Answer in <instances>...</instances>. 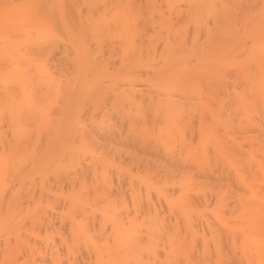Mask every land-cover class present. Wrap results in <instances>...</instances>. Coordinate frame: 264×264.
I'll use <instances>...</instances> for the list:
<instances>
[{
  "label": "bare ground",
  "instance_id": "obj_1",
  "mask_svg": "<svg viewBox=\"0 0 264 264\" xmlns=\"http://www.w3.org/2000/svg\"><path fill=\"white\" fill-rule=\"evenodd\" d=\"M159 1L57 0L59 15L49 14L50 17L52 16L55 27L64 30L67 41L52 43L53 41L49 40L35 46L27 45L25 51H22L23 54L7 39L11 33L9 32L12 28L11 25L6 28L9 24L6 26L3 20L1 22L6 31L5 33L2 30L5 40L3 43L0 41V55L4 56L3 60L15 53L21 56L31 54L43 56L50 71L48 69L49 73L44 71L45 76L47 75L44 79L39 77L35 80L37 83L36 93L38 96L41 93V99L44 100L50 96L55 97L54 101L57 102L55 116H58L53 117L55 120L51 118L54 120H52L54 124L51 126L53 128L50 129L52 131L47 134L50 135L46 137L47 140L45 138L46 142L42 141L41 143L40 141L39 143L43 144V147H38L39 144L36 146V140L39 142V138L36 137L33 141L29 127L27 126L28 128L25 130L22 124L20 126L23 131L26 132L28 129L30 136H28V132L25 133L22 129L20 132L12 125V128L17 131L12 130L9 138L4 137L0 141L1 151L7 144L8 149H6L11 153L10 159L8 158V161L5 159V163H3V173L8 176V179L5 180V186L0 187V222L2 221V224L4 222L7 226L11 224L15 230L18 225L17 221L22 224L21 218L26 219V217H21L19 220L18 215L15 217V219L18 217V220L15 221V211L17 213V209L21 210V207L31 204L30 201H33L32 206L36 207L34 211H32L34 208L31 205H27L28 208H31V214L33 213L32 216L29 213L30 223H27V220L29 222L28 216L26 220L24 219L29 228H33L31 232L34 230L32 226H36L40 230L41 228L48 230L55 224L56 227L62 225L65 227L64 229L69 230V236L66 235L65 240L62 235L67 230L64 231L63 228H60L64 234L59 228L49 230L57 231V233L50 232L54 234V237L55 234H58L57 238L61 233V239L63 237L64 241H61L60 238H53V234L49 232L50 235H46L50 238L46 237L45 240V230L43 229L42 232H44H41L44 235L43 238L40 233H31L30 238L35 235L38 236V238L36 237L38 241L42 238L38 244L43 245L42 250H45L46 253L39 250L42 253L39 257H42L43 261L39 260L41 263H38V259H36L34 260L37 261L36 264H178L179 257L184 256L182 252L185 248L183 246L187 247L186 241H184L185 237L191 235L192 237L188 238L190 240L193 238L191 241L193 242L192 232L195 233L194 231L197 230L195 224L199 226L201 221L207 223L202 218L199 220L196 215L192 219V215L188 213L189 208L202 199L205 205L211 204L210 207L214 206L216 211L219 210L216 215L219 222H223V224L226 222L222 221L223 217L226 218L224 215L227 212L230 215L235 213L237 208L242 216H248L245 219L251 227L248 225L247 230L250 232L247 234H252L253 237H247V234L242 235L246 236L248 241L251 239L252 242L254 239L255 248L253 247L254 250L250 249V241L247 242L249 245L244 243L249 248L243 247L252 250L253 253L255 251V253L251 257L252 252L246 250L250 252V256H248L251 259L245 262V259L242 258L243 260L240 259L237 264H264V112L247 115L249 116H245L247 119L244 117L249 121L242 128V136L239 129L228 130L230 126L238 125L240 122L236 107L243 97H248L249 103L253 105L258 101L264 103V50H257L254 46L261 27L264 29V18L262 19L263 15L260 18H254V14L252 16L254 9L256 11L257 8H260L257 7L259 3H261V8L264 7V0H218V2H213L214 0L206 2L203 0H181L176 4L165 0L166 9ZM230 8L241 13L245 18V21L242 22L243 30L248 31V35H253L251 48L253 47L254 52L251 62L246 63L251 71L242 77H239V72L232 76L231 71L224 73L222 70V48L226 41L229 43L233 40V38L229 39L231 37L224 36V31L221 30L222 22L225 21L223 19L229 15ZM204 15L206 17L204 23L197 21V18L200 19ZM58 19L60 20L58 21ZM235 31L234 35L233 31L231 35L235 36L237 33ZM41 65L40 63V68ZM5 69H7L5 63L0 65V71ZM27 72H24L25 77H27ZM30 73L32 72L30 71L28 74ZM37 75L35 74V76ZM27 78L31 81L29 75ZM239 86L243 88L244 95L243 92L237 90ZM20 90L21 88L14 84L0 87V109H8L6 112L9 122L18 120V115L12 110L10 111V108L13 103L12 98H15L21 92ZM105 120L109 123L106 124ZM103 121H105V125L100 123ZM49 122L51 124V121ZM0 123L2 124L1 118ZM50 130L47 129L45 132ZM242 139L255 140L254 145L259 156L255 160V164L245 161L244 164L243 161L239 164L240 156V159L233 160L235 163L231 160L232 158L236 159L241 151L243 153V146L246 142L243 144ZM28 149H30L29 152H33L30 161L22 162V158L20 163L18 159L13 158L19 153L24 156L27 152L28 155ZM39 149L41 150L39 151ZM228 155H233L229 157L230 161L243 166V168L236 167L233 163L230 165V161H228L230 163L228 165ZM234 156L237 157L234 158ZM53 157L57 158L55 159L58 164V166L54 164L53 167L60 169L62 166L59 167L60 161L68 159V162L72 161L73 163L69 165L71 169L67 172L63 169L64 175H62L63 171L56 170L60 174L54 172L55 175L51 173V176L48 169L53 168L49 166V163L53 164L51 161ZM200 157H203L206 162V166L204 165L206 168L204 167L205 169L202 171L199 167ZM16 161L18 164H15ZM243 170L248 172L249 177L247 175L242 177ZM1 172L2 170H0V181ZM194 175L201 177L208 185H206L208 191L206 190L207 193L203 192L202 198L198 194L192 195L188 190V177ZM51 178L52 184L59 182L62 185L65 183L70 192L62 194L65 186L62 187L63 189L61 188L62 193L58 192L55 187L60 185L56 184L53 185H56L52 187L53 190L50 189L51 182L49 181L51 180L49 179ZM87 180L92 185L91 195L85 198L80 197V202L78 201L79 197L74 200L75 194L79 196L81 192V194L85 192V189L78 191V194L75 192L77 183L81 185L86 182L84 185H87ZM252 184L262 186L263 190L258 196L253 190L252 196L254 197L248 199L246 192L252 188ZM78 188L80 190L81 186ZM227 188H231L236 195V198L233 197L235 198L233 201L226 196ZM54 190L60 194H54ZM6 191L10 193L9 196L6 195ZM36 191H39L38 195L35 194ZM48 191L51 192L50 195L53 194L51 197L55 195L57 199L56 202L48 201L47 195V201L53 202L52 206L45 202L46 197L44 198V196ZM89 193L85 194L89 195ZM61 194L62 196H60ZM36 195L41 199L35 198ZM57 196L60 198L59 201ZM61 197L64 199L66 197L67 204L61 203ZM42 198L45 200H43L45 205L42 204ZM86 198H93L92 203L97 208L93 206L92 210L87 205L90 208L87 209L86 204L89 199L86 201ZM36 199L38 201H35ZM83 199L85 205L81 203ZM35 202L39 207H43L38 208ZM39 203L41 204L39 205ZM118 203L121 204V207L115 210ZM75 206L77 207L75 208ZM98 208L99 210H94ZM93 211L98 213L94 212L89 216V212ZM25 214L26 212L23 215L25 216ZM216 215H213L214 218ZM204 223L203 225L207 226L209 231L211 228L213 231L217 229L216 235L215 232L208 231L209 237H214V241L217 242L216 236L219 237L221 234L218 232L222 223L217 224L221 225L219 228L214 226L215 222L210 223V229L208 228L209 222L208 225ZM99 225L101 229L99 228L98 231L95 226L98 228ZM211 225L217 228L211 227ZM17 228L19 229V227ZM87 228L90 230L88 233H86L88 230H85ZM23 229H21V233ZM225 229L227 230V228ZM229 229L228 227V232ZM96 230L100 233L95 232ZM29 232H24V237L28 234L30 236ZM93 232L98 233L97 237L92 234V238H96L94 240L89 238ZM186 232H188V236H186ZM228 232L225 233L226 238ZM231 232L228 237L234 235ZM212 233L215 236H211ZM20 234L18 233V235ZM202 234L204 235V238L201 237L204 239L201 244L203 247L206 245L204 242L208 241L204 230ZM2 237L4 238L1 241L4 239V244L7 242V245L3 246V252L0 251V253L2 252L1 255L5 257L4 259H10V261L7 259V262L12 264L10 262L13 255L11 256L9 251L23 250L26 248L23 246H27V244L25 245L23 242L20 244L21 239L19 240V236H17L19 243L15 246L24 245L22 249L18 248L14 251L12 249L15 248L11 249L10 247L13 242L17 243V240H14L9 247V236L7 239L6 236ZM24 237L22 240L28 236ZM220 237L218 239H221ZM234 237L230 238V240L232 239L230 244L235 241ZM12 238L14 239V237ZM210 238V245L214 249L216 246L214 254L218 253L216 244L219 242V245L221 240L214 243ZM227 239L229 241V238ZM84 240L87 241L84 242L85 244H83ZM23 241L25 242V240ZM32 242L33 240L31 244ZM2 244L3 241L0 244L1 250ZM31 244L30 253L26 254L24 264H27L26 258L30 259L32 248L36 246ZM244 244L242 243V245ZM229 245L227 248L230 247ZM221 246L219 245V248ZM233 246L236 244H231L232 248L230 247V249H233ZM237 246L240 247V243ZM202 247L198 246V250L201 256L204 254L203 263L208 261L209 256L212 261L213 256L217 258L214 260L215 264L223 263H219V259L223 257L221 254L216 253L220 257L219 259L216 254L212 256L207 254L206 258L205 253L212 250L209 251L205 247L202 249ZM239 247L235 252H239ZM29 249L26 251L29 252ZM206 249L208 252H205ZM20 250L17 252L21 253ZM190 250L186 251L190 252ZM224 250L226 249L224 248ZM221 251L220 253H223ZM226 251L224 252L226 253ZM35 252L37 253V250ZM189 252L187 255H190L191 258L185 261L184 256L183 264H188L187 262L194 258H192L193 251H191L192 254ZM85 253L90 260L91 258L95 259V261L92 259L94 263L86 262L87 259L85 261V258H88L83 255ZM195 253V257L198 258ZM225 253L223 254L225 255ZM230 253L229 255H232ZM23 254L24 252L14 255L13 260H18V257ZM32 254L34 253L32 252ZM238 254L236 255L238 256ZM241 254L245 256L243 252ZM24 256H21L22 259ZM240 256L238 258H241ZM3 257L0 258L3 260ZM229 257V261L231 258L233 261V257L234 262L238 259L234 254L231 258ZM79 258H81L80 262ZM196 260H192V264L194 262L198 264L201 259L197 262ZM30 261L32 263L31 259L28 262ZM1 262L3 263V261ZM4 263L6 264V261ZM15 263L18 264V261ZM211 263L213 264V262Z\"/></svg>",
  "mask_w": 264,
  "mask_h": 264
},
{
  "label": "rangeland",
  "instance_id": "obj_2",
  "mask_svg": "<svg viewBox=\"0 0 264 264\" xmlns=\"http://www.w3.org/2000/svg\"><path fill=\"white\" fill-rule=\"evenodd\" d=\"M156 2H158L159 0H155ZM163 3H161V2ZM159 2L163 5V8L164 9H166V5H164L165 3V0H160ZM170 1H172V3L173 4H176V2L177 1H179V2H181V0H170ZM204 2H206L207 0H203ZM218 2V0H214L213 2ZM212 2V1H211ZM161 5V6H162ZM257 7H260V8H257L256 9V11H255V9H254V11H253V13H252V16H253V14H254V18H260V17H262V15H263V17H262V19L264 18V7H262L261 8V3H259L258 4V6ZM0 8H2V9H0V41L3 43V41L5 40V35H4V32H2V30L3 31H5V27H4V25H5V23H6V26H7V24H9L8 25V27H6V28H9V26L11 25V30H9V32H11V33H9V35H8V32H7V35H8V37H7V39H9L10 41H9V43L10 44H13V46L14 47H16V48H19L20 49V52L22 53V51H25V48H27V45H32V46H35V45H37V44H41V43H45L46 41H49V40H51V41H53L52 43H59V42H64V41H67L66 40V33L64 32V30L62 29V28H57V27H55V25H54V23H53V21H52V16L50 17V14L51 13H54V15H56V16H58L59 14V9H57V0H0ZM256 8V7H255ZM50 13V14H49ZM53 15V16H54ZM155 16V15H154ZM156 17V16H155ZM206 17H205V15L204 16H201L200 17V19L199 18H197V21H199V22H203L204 23V20H206L205 19ZM2 20H3V23H4V25L2 26L1 24V22H2ZM60 19H58V21H59ZM223 20H225L224 22H222V32H223V34H224V36H226V37H231V38H229V39H232L233 38V40H232V42H227L226 41V43H225V45L223 46V48H222V54H223V63H222V70H223V72L225 73V72H230L231 71V75L232 76H235L236 75V73L237 72H239V77H242L243 75L245 76V75H248L249 73H250V71H251V69H250V67L249 66H246V63L247 62H251V56H252V53L254 52V50H253V47L251 48V46H252V38H253V35H248L247 34V32H245L244 30H243V28H242V22H244L245 21V18L241 15V13H239L236 9L234 10L233 8H230L229 9V15H226V17L223 19ZM261 20V19H260ZM263 21H264V19H263ZM261 26H263V25H261ZM264 27V26H263ZM2 28V29H1ZM237 29V30H236ZM233 31V35H234V31L235 32H237L236 34H235V36H233V35H231V32ZM262 30V31H261ZM261 30H260V34L256 37V40H257V42H256V44L254 45V46H256V49L257 50H264V29H262V27H261ZM231 31V32H230ZM262 32V33H261ZM5 33H6V31H5ZM235 38V39H234ZM228 44V45H227ZM21 47V48H20ZM252 49V50H251ZM23 54V53H22ZM221 54V55H222ZM37 56H39V57H37ZM228 56H230V57H228ZM227 57V58H226ZM230 58V59H229ZM4 59V56H1L0 55V65H2V64H4L5 63V65H6V68L7 69H5L4 71H0V87L2 88V87H4V86H6V85H10V84H14V85H16V86H18V87H20L21 88V92H19V94L15 97V98H12V100H13V103L11 104V108H10V111L12 110V112L13 113H16L17 115H18V120H16L15 122H13V121H11L12 122V124H11V122H9V117H8V113L6 112V111H8V109H3V108H1L0 109V118H1V122H2V124L0 123V125H2L1 127H0V141H1V139H3L4 137H6V138H9V136H10V133H12V130H15V131H17V130H19L20 132H21V129H22V127H23V129H25L26 130V128H28V129H30V131L27 129V131L25 132V131H23V129H22V131L23 132H25V133H27L28 131L30 132V135H32L31 137H32V140L34 139V138H39V142L36 140V146H37V144H39L40 143V141H41V143H42V141H44V142H46L45 141V138L47 137V136H49V135H47L48 133H50L52 130H50V129H52L53 127H51V126H53L52 124H54L53 123V121L55 120V118L58 116H55V114H57L56 113V109H57V102L56 101H54V99H55V97H52V96H50V97H48L46 100H44L43 98L41 99V96H40V92H38V93H40L39 94V96H38V94L36 93L37 91H36V87H37V83H36V81L35 80H37V78L39 79V77H40V79H44V77H46L45 76V74L46 73H49L48 72V66L46 65V61H44L43 60V56H40V55H34V54H31V55H25V56H21L20 54H12L11 56H8V57H6V59L5 60H3ZM45 62V63H44ZM40 63L42 64L41 66L42 67H45V65H46V67L45 68H40ZM43 64H45V65H43ZM61 64V63H60ZM59 65V64H58ZM62 65V64H61ZM60 65V66H61ZM63 66V65H62ZM62 66H61V68H62ZM58 67V66H57ZM64 67V66H63ZM40 69H42V70H40ZM48 69V70H47ZM46 70V73H44V71ZM28 71V72H27ZM32 72V73H30V74H28L29 72ZM40 71V72H39ZM42 71H43V74H42ZM50 71V70H49ZM24 72H27V77H28V75H29V77L31 78V81L29 80V78H27V77H25L24 76ZM39 73H40V75H39ZM31 74H33V75H31ZM35 74H38L37 76H35ZM58 74V73H57ZM57 74H55L56 76H57ZM34 78H33V77ZM36 77V78H35ZM63 78V77H62ZM32 80H34L33 82H32ZM42 83V82H41ZM39 84V83H38ZM238 91H240V92H243L242 94L244 95V90H243V88L241 87V86H239V88L237 89ZM37 94V95H36ZM42 100V101H41ZM255 105H253V104H250L249 103V99H248V97H243L242 99H241V101H240V103L237 105V107H236V111H237V116L238 117H240V122H239V124L238 125H233V126H230L229 128H228V130H230V131H232V130H237V129H239V131H240V134H241V136L243 135V132H242V128L245 126V125H247V122L249 121V119L248 120H245V116H247V115H250V114H257V113H262V112H264V103H263V101H258V103H254ZM4 116V117H3ZM55 116V118H53ZM245 117V118H244ZM247 117H249V116H247ZM8 118V119H7ZM20 118V119H19ZM30 120L29 122H28V119ZM32 118V119H31ZM51 118H53V119H51ZM247 119V118H246ZM53 120V121H52ZM8 121V122H7ZM20 121V122H19ZM24 122V124H23V122ZM49 121H51V124H50V122ZM106 121V120H105ZM105 121H103V123L102 122H100L101 124H103V125H105L104 124V122ZM4 123V124H3ZM8 123V124H7ZM10 123V124H9ZM106 124H108L109 122L108 121H106L105 122ZM22 124V127L20 126ZM50 124V125H49ZM12 125H13V127H15V128H12ZM30 125V126H29ZM28 126V127H27ZM51 127V128H50ZM47 129L48 130H50V131H48V132H45V131H47ZM245 129V128H244ZM227 130V131H228ZM29 132H28V136H30L29 135ZM238 133V132H237ZM30 137V138H31ZM46 140H47V138H46ZM33 141H35V140H33ZM32 141V142H33ZM38 142V143H37ZM242 142H243V144H244V146H243V153H241L240 152V154L238 155V157L237 156H234V158H236V159H231L232 161L233 160H237V159H240V157H241V161L240 160H238V161H240L239 162V164H241L242 163V161H243V164L246 162H248V163H253V164H255V160H257L258 158H259V156H258V152H257V150H256V148H255V140H252V141H248V140H245V139H242ZM35 143V142H34ZM7 145V144H6ZM5 145V148H4V150H2L1 151V149H0V170H2V172H1V174H2V176H1V181H0V187L2 188V187H4L5 186V183H6V181L5 180H7L8 179V176L6 175V174H4L3 173V169H4V165H3V163H5V161L11 156V153H9V151L7 150L8 149V146H6ZM40 145V144H39ZM38 145V147H40L41 148V146L43 147V144L42 145H40L39 146ZM202 146V145H201ZM38 147H36V148H38ZM1 148V147H0ZM7 148V149H6ZM6 149V150H5ZM29 150L30 149H28L27 151L29 152ZM41 149H39V151H40ZM245 151V152H244ZM31 153V151L28 153V155H27V152H26V157H25V155L24 156H21V153H19V154H17V156L16 155H14L15 157H13L14 159L16 158V159H18V162H20L21 160H22V158H23V160H22V162H28V161H30L29 159H32V157L31 156H33L32 155V153ZM41 153V152H40ZM13 155V154H12ZM30 155V156H29ZM230 156H233V155H230ZM229 155L227 156L228 158L230 157ZM240 156V157H239ZM25 157V158H24ZM31 157V158H30ZM56 157H53V158H51V159H53V160H51L52 162H53V164L51 163H49V166L51 167H53V165L55 164V165H57L58 166V164H57V158L55 159ZM202 158L203 157H200L199 159V162H200V164H199V167H200V170L202 171V170H204L206 167V162L204 161V158H203V160H202ZM227 158V159H228ZM6 159V160H5ZM10 159V158H9ZM26 159V160H25ZM55 159V160H54ZM202 160V161H201ZM8 161V160H7ZM15 161V160H14ZM65 163H64V162ZM63 161H60V164H59V167H60V169L57 167H51L52 169H48V173L51 175V173H53V175H55L54 174V172H56V173H58V172H60V170H61V172L63 171L64 172V170L63 169H65L66 171L65 172H67V170H70L71 169V166H69V165H72L73 163H72V161H70V162H68V159L67 160H63ZM228 161H230V158L227 160V164L229 165L230 163V165H233L234 163H235V161H230V163H228ZM238 161H236V162H238ZM245 161V162H244ZM17 162V161H16ZM18 162L17 163H15V164H18ZM50 162V161H49ZM56 162V163H55ZM202 162H203V164H202ZM21 163V162H20ZM19 163V164H20ZM68 163V164H67ZM70 163V164H69ZM233 163V164H232ZM242 164V165H243ZM47 165V164H46ZM126 165H128V164H126ZM202 165V166H201ZM205 165V166H204ZM236 167H242L243 168V166H240V165H238L237 163L236 164H234ZM246 165V164H245ZM245 165H244V167H245ZM48 166V167H49ZM64 166H66V167H64ZM69 166V167H68ZM123 167H125V166H123ZM205 167V168H204ZM62 168V169H61ZM67 168V169H66ZM59 169V170H58ZM51 170V171H50ZM52 170H53V172H52ZM58 172H57V171ZM65 172L62 174V175H64L65 174ZM58 174H60V173H58ZM58 174H56V175H58ZM49 175V176H50ZM248 176L249 177V175H248V172L246 171V170H243L242 171V177L244 176ZM52 176V175H51ZM61 176V175H60ZM50 178V177H49ZM189 178V180H187V183H188V190H189V192L192 194V195H196V194H198L199 196H201V198H202V196H203V192L205 191L206 193H207V191H208V187H206V185L207 184H205L206 182H204V180H202V178L201 177H199V176H197L196 177V175H194V176H190V177H188ZM187 178V179H188ZM49 180H51V181H49V182H51V184L53 183V180H52V178L51 179H49ZM246 180V179H245ZM86 181V180H85ZM84 181V182H85ZM186 181V180H185ZM249 181V180H248ZM55 182V181H54ZM82 182V181H81ZM81 182H80V184H81ZM87 182L91 185V182L89 181V180H87ZM61 183V182H60ZM83 183V182H82ZM87 183V185H84V184H86V182L85 183H83V184H81V185H79V183H77V189H76V193L78 192V191H82V189H85V192H83V194H79V196L77 195L76 196V194H75V196H74V192L72 193V195L75 197V199L74 200H76V197H79V202H80V197H88V196H90L91 195V193L92 192H90L91 191V189H92V185L91 186H88L89 184ZM51 184L49 185V187H50V189H52V187H55L56 185H60V186H56L55 188L57 189V191L59 192L60 191V193H62V192H64V193H62V194H64L65 195V193H68V192H70L68 189L69 188H67V185L65 186V183L63 184L62 183V185L61 184H59V182H58V184H57V182L56 183H54V184H56L55 186H53L54 184H52V186H51ZM82 185H84L85 186V188H82V187H84V186H82ZM63 186H65V187H63ZM81 186V189L79 190V188L78 187H80ZM208 186V185H207ZM252 186V190L251 189H248L247 190V192H246V190H245V192H246V196H247V198L248 199H252V197H254V196H252L253 195V190L255 191V193H256V195L258 196L259 194H261V191L263 190V187L262 186H257L256 184H252L251 185ZM59 187V188H58ZM65 188V189H67L66 191H65V189H63V188ZM87 187V188H86ZM89 187V188H88ZM91 187V188H90ZM61 188L63 189V191L61 190ZM54 189V188H53ZM52 189V190H53ZM58 189H60V190H58ZM88 189H90L89 191H88ZM86 190H87V192L89 193V195L88 194H85V193H87L86 192ZM207 190V191H206ZM45 191V193H46V190H44ZM51 191V190H50ZM56 190H54V194L55 193H57L56 195H58V194H60V193H58ZM62 191V192H61ZM226 196H227V198L229 199V200H231V201H233V199H235L236 197V195H234V193H233V191H232V189L231 188H227L226 190ZM251 191V192H250ZM39 192V191H38ZM37 191L35 192V194H37L38 193ZM49 192V191H48ZM47 192V194H45L46 196H44V198L46 199V201L42 198V200L41 201H45V202H47V204L48 205H51L52 206V203L51 202H48V201H50V200H52V201H57V199H56V196H55V200L53 199L54 198V196L53 197H51V195H53V194H51L50 195V193L52 192H49L48 193ZM204 192V193H205ZM53 193V192H52ZM252 193V194H251ZM8 194V195H7ZM23 194V193H22ZM62 194L60 195V196H62ZM70 194V193H69ZM78 194V193H77ZM85 194V195H84ZM248 194V195H247ZM6 195L7 196H9L10 195V193L8 192V191H6ZM38 195V194H37ZM37 195H36V197L35 198H37L38 200L39 199H41V198H39V196L37 197ZM44 195V194H43ZM47 195H48V197H49V199H48V201H47ZM50 195V196H49ZM81 195V196H80ZM84 195V196H83ZM70 196V195H69ZM71 197L72 199L74 198V197ZM51 197V198H50ZM58 197V201L60 200V198H59V196H57ZM64 197V196H63ZM63 197H61L62 199H61V203H66V197H65V199L63 198ZM67 197H68V194H67ZM92 197V196H91ZM233 197H235V198H233ZM237 197H238V193H237ZM34 197H33V199H35ZM201 198H200V200H201ZM35 200V201H38V200ZM69 199V198H68ZM78 199V198H77ZM88 199H89V201H88ZM93 198H86V201H88V203L86 204V208L87 209H90L89 208V206L92 208V210H93V206H95L94 205V203H92L94 200H92ZM31 200V199H30ZM64 202H63V201ZM90 200H91V203H92V205H90L91 203H90ZM42 202V204L43 205H45V202ZM82 201H84V199L83 200H81V203L83 204V205H85L84 203H85V201L84 202H82ZM204 200L202 199L201 201H199V202H197L195 205H193L192 207H190L189 208V214H191L190 216H191V218L193 219L194 217H198V219L200 220L201 218L204 220V221H207V223L209 224H207L206 222L204 223V224H207L209 227V229H210V223H212L213 224V222H215L214 223V226H218L217 224H220V223H222V226L221 225H219L218 226V228L221 226V229H220V231L218 232V233H220L221 232V234L219 235V237L221 238V239H218L219 237H217L216 236V240H218V241H220L221 240V242H220V244L219 245H222L220 248H219V245H218V243L217 242H215L214 240V237L213 238H210L209 236V233H208V231L209 230H207V226H205V225H203V223H202V221H201V225L199 224V226L198 225H196L195 224V226L197 227V228H195V226H194V228L195 229H197L196 231H194L195 233H193L192 232V234H193V236H194V240H193V242H191L192 241V239L190 240L188 237H192L191 235H189V234H187L188 232H186V236H188V237H185V240L184 241H186V244H187V247H184L183 246V248H185V249H183L184 251L182 252L183 253V255L185 256V261H186V259H190L191 257H190V255H187V253L189 252V251H186L187 249L188 250H190V248H192L191 250H190V252H189V254L191 253V251H193L192 253H193V255H194V253H195V251H198L199 252V250H198V246H200V247H202V241L204 240V239H202V238H204V235L202 234V231L204 230V234L206 235V237H207V241L209 242L210 240H209V238L210 239H213V241H214V243H217L216 245L218 246V248H217V250L219 251L217 254H221V256H223L222 258H224V259H219L220 257L216 254V256L218 257V259L220 260L219 261V263L220 262H223L222 264H233V263H239L240 262V259H242V258H244L245 260V262L249 259H251L249 256H250V252H252V250H254V248H255V241H254V239H252V242L250 241L251 239H249V241L248 240H246V239H248V238H246V236L247 237H250V238H252L253 236H252V234H247V233H249L250 231H248L247 229H248V227L250 226L251 227V225L250 224H248V222L246 221V219L245 218H247L246 217V215H243L242 216V214H240L241 212H239V210H238V208L237 209H235L236 210V212L234 213H232L231 215L227 212V214H225L224 216L226 217V218H222L223 220L222 221H226L224 224H223V222H219V219H218V217H217V215H218V212H219V210H215L216 208L214 207V206H209V205H211V204H209L208 206L207 205H205L204 204V202H203ZM33 203V201H30V203ZM54 202V203H55ZM79 202H77V203H79ZM117 202H119V201H117ZM28 203H29V199H28ZM32 203L31 204H27L28 206L29 205H31V207H33L32 206ZM36 203V205L38 204L37 202H35ZM41 203H39V205H40ZM67 204V203H66ZM27 205H25V206H23V207H21V210L20 209H17V213H16V211H15V214H14V219H15V217L16 216H18L19 215V220H20V218L21 217H26V219H27V216L29 217L28 219H29V222H28V220H27V223L29 224L30 223V219H31V216L33 215V213L31 214V212L32 211H34L35 210V205H34V209H32V211H31V208H28L27 207ZM78 205H80V204H78ZM87 205H89V206H87ZM38 206V205H37ZM47 206V205H46ZM25 207V208H24ZM28 209H27V208ZM40 207H43V206H40ZM39 206H38V208H40ZM77 206H75V208H76ZM121 207V204H117L116 205V209L115 210H118V208H120ZM22 208H24V209H26L27 211H25L24 209L22 210ZM47 208H48V206H47ZM95 208H97V206H95ZM215 208V209H214ZM30 209V210H29ZM29 210V211H28ZM94 210H99V208L98 209H94ZM19 211V212H18ZM22 211H23V213H22ZM24 212H26V214H25V216L23 215L24 214ZM94 212H97V211H93V212H89L90 214H89V216H91V213H94ZM238 212V213H237ZM31 214V216H30V214ZM98 213V212H97ZM216 215L215 216V218H214V214ZM226 213V212H225ZM28 214V215H27ZM230 216H229V215ZM237 214V215H236ZM196 215V216H195ZM210 215H211V218H213L212 220H211V218H210ZM89 216H88V218H89ZM209 216V217H208ZM223 216V215H222ZM239 216V217H238ZM207 217H208V219H207ZM15 219V221H17L18 219ZM209 218H210V221H212V222H210L209 221ZM243 218V219H242ZM23 218H21V221H22V224H23V226H24V224H26L25 226H26V228H25V226L23 227L22 226V224H21V222H19V221H17V223L16 224H18L17 225V227H19V229L16 227L15 228V230L12 228V225L11 224H9L8 226L7 225H5V223L3 222V224L0 222V244H1V242L3 241V244L1 245V247H2V250L0 249V251H2L3 252V246H5V245H7L6 243V240H5V244H4V239L1 241V239L2 238H4V237H2V236H6L5 238L7 239V236H9L8 237V239H10L9 240V247L11 246L10 244H12V242L14 241V240H17L16 242L17 243H15L14 244V242H13V244H14V247H13V244H12V246L10 247L11 249L12 248H15V249H12V250H17L18 248H23V247H26V248H23V250H20V249H18V250H20V251H22L21 253H23L24 252V254L23 255H21V256H24V258L22 259V257L21 256H19L20 257V259L23 261V264H24V260H25V257H26V254L27 253H30V249H31V247H30V244H31V241L33 240V242H32V246L35 244L36 245V242L38 241V236L37 235H35V234H32V235H35V236H32L33 238H35V239H33V238H30L31 237V233H36V234H42L43 232H42V229L43 228H41V230H40V228H38V227H36V226H32V227H34V230H33V232H31L32 230L31 229H33V228H29V226H28V224L26 223V221H24V219L22 220ZM25 219V220H26ZM90 219V218H89ZM201 219V220H202ZM221 219V218H220ZM225 219V220H224ZM6 220V219H5ZM11 220V219H10ZM91 220V219H90ZM213 220H216V221H213ZM242 220V222H240ZM244 220V221H243ZM19 222V223H18ZM24 222V223H23ZM216 222H219V223H216ZM245 222H247V223H245ZM90 223V222H89ZM244 223V224H243ZM20 224V225H19ZM58 224V223H57ZM91 224V223H90ZM226 224H228V225H226ZM244 225H245V228H244ZM249 225V226H248ZM27 226H28V228H27ZM31 226V225H30ZM55 227H56V224L54 225ZM50 227V229L48 228V230L47 229H43V230H45V237H44V235L42 236V238L44 237L45 238V240L47 239V238H50V237H47V235L46 234H48V232L50 233V232H53L54 230H57L58 228H59V230L61 231V233L62 232H64V231H66L67 229H64L65 227H63L62 225L60 226V227ZM57 226H59V224L57 225ZM97 226V225H96ZM95 226V229H101V226L99 225L98 226V228ZM201 226V227H200ZM214 226H212L211 225V227H214ZM224 226H226L225 228H227V230L224 228ZM242 226H243V229H242ZM20 227H21V229H23L22 230V233H23V235H21L22 233H21V229H20ZM35 227H36V230H35ZM80 228H81V225L79 226ZM222 227H223V229H222ZM228 227L230 228L229 229V232H231L232 230H236V231H238L237 233H236V231L235 232H231V234H234L233 236H231V237H234V240L235 241H233L231 244L232 245H235L236 244V246H233V249H230V247H231V244H230V241L232 240H230V238L231 237H228L229 236V232H228ZM231 227H233V228H231ZM38 228V229H37ZM60 228H63V230L62 229H60ZM91 228V227H90ZM89 228V229H90ZM193 228V229H194ZM199 228V229H198ZM202 228V229H201ZM214 228H217V227H214ZM29 229V231H27V230ZM51 229H54L53 231H49V230H51ZM91 229H94V228H91ZM194 229V230H195ZM17 230H18V232H17ZM86 231L88 230V228L87 229H85ZM95 231V232H98V231ZM228 232V234H227V238H229V241H228V239L225 237V233H226V231ZM46 231H47V233H46ZM59 231V232H60ZM92 231H94V230H92ZM91 231V232H92ZM183 231H185V230H183ZM189 231V230H188ZM192 231V230H191ZM213 231V229L211 228L210 229V231L209 232H212ZM241 233H240V232ZM243 231V232H242ZM24 232L26 233V232H29L30 233V236H29V234L28 235H26V237H24ZM42 232V233H41ZM54 232H56L57 233V231H54ZM88 232H90V230H88L86 233H88ZM95 232H93V233H91V237H89V238H91V239H96V238H92L93 236H92V234L94 235V237L96 236V235H98V233H100V232H98V233H95ZM215 232V233H214ZM223 232V233H222ZM18 233L22 236V237H24V238H26V239H23V240H25V242L22 240V237L20 236V235H18ZM61 233H59V237L58 238H60L61 239V236H60V234ZM67 233V234H66ZM65 234L64 233H62V234H64V235H62V236H64V240L66 239V235L67 236H69L68 235V233H69V230H67V232H66ZM190 233V232H189ZM213 233L216 235V233H217V229H216V231H213ZM212 233V234H213ZM50 234H53V233H50ZM50 234H48V235H50ZM195 234V235H194ZM211 234V233H210ZM211 235V236H215V235ZM224 234V235H223ZM230 234V235H231ZM242 234H247L246 236H244V235H242ZM16 236V239H15V236ZM58 235V234H57ZM57 235L55 234V237H54V234L52 235V237L53 238H55V239H58L57 238ZM89 235V234H88ZM88 235H86V237H88ZM202 235V236H201ZM249 235V236H248ZM10 236H12V237H14V239L12 240L11 238H10ZM17 236H19L18 237V239L20 240V244L23 242V243H25V245L27 244V246H29V247H27V246H23L24 244H22L21 245V247H20V244L19 245H17V246H15L16 244H18L19 243V240L17 239ZM41 236V235H40ZM40 236H39V238H40ZM90 236V235H89ZM222 236H223V238H224V240H223V238H222ZM21 237V238H20ZM37 237V238H36ZM47 237V238H46ZM97 237V236H96ZM202 237V238H201ZM28 238H30L29 240H28ZM42 238H40V240L42 241ZM69 238V237H68ZM187 238V239H186ZM236 238V239H235ZM237 238H238V240H237ZM36 239H37V241H36ZM52 239V238H51ZM62 239H63V237H62ZM61 239V241H64V240H62ZM84 239H85V237H84ZM189 239V240H188ZM27 240V241H26ZM34 240H35V243H34ZM39 240V241H40ZM44 240V239H43ZM69 240V239H68ZM87 241H88V239H86ZM227 240V241H226ZM237 240V241H236ZM28 241H29V243H28ZM39 241L37 242V245L35 246V248H36V250H37V253L35 252L36 250H35V248L33 247L32 248V251H31V254L30 255H32L31 257H30V259L32 260V263H31V261L30 262H28L30 259H29V257H27L26 258V263L28 264H33V261L34 260H36V259H38V263H41V261H39V260H42L39 256L42 254V253H40V251L42 250V248H43V245H41V244H38L39 243ZM86 241V242H87ZM91 242H92V240H90ZM189 241V242H188ZM27 242V243H26ZM85 242V240L83 241V244H85L84 243ZM91 242H88V243H91ZM94 242V241H93ZM190 243L189 245H188V243ZM207 242V243H208ZM223 242V243H222ZM226 242V243H225ZM229 242V243H228ZM247 242H249V243H251V245H250V249L251 248H253L251 251H250V249H247V248H249V246H247V245H245V244H248ZM34 243V244H33ZM82 243V242H81ZM204 243L207 245V247H206V245H204ZM203 243V247H202V249L205 247V248H207L209 251L210 250H212L213 251V249H214V247H212V245H210V242L207 244L206 242H204ZM212 243V242H211ZM234 243V244H233ZM240 243V247L239 246H237L238 244ZM242 243L244 244V245H242ZM29 244V245H28ZM82 244V245H83ZM186 244H183V245H186ZM213 244V243H212ZM230 244V245H229ZM254 246H253V245ZM38 245H41L40 247L38 246ZM87 245V244H86ZM90 245V244H89ZM228 245L230 246L229 248H227L228 247ZM249 245V244H248ZM19 246V247H18ZM23 246V247H22ZM38 246V247H37ZM208 246H210V247H208ZM224 246H226V247H224ZM243 246H245V247H247V248H244ZM17 247V248H16ZM190 247V248H189ZM197 247V248H196ZM237 247H239V252L240 251H242L244 254H245V256H243V254H241L242 252H235V251H238L237 250ZM243 247V248H242ZM30 248V249H29ZM39 248V249H38ZM196 248V249H195ZM204 248V249H205ZM210 248V249H209ZM223 250H222V249ZM224 248L226 249V250H228V251H230V250H232V251H234L233 253H232V251H231V253L230 254H234V256H235V258L237 259L238 257H239V255H241L240 257L241 258H238L237 260H236V262H234L235 261V259H234V257H233V261H232V255H229V253H228V251H226V250H224ZM232 248V247H231ZM236 248V249H235ZM9 249V248H8ZM25 249V250H24ZM26 249H29V252L28 251H26ZM35 251H34V250ZM200 249V248H199ZM202 249H201V251H202ZM207 249H206V251L205 252H208L207 251ZM215 249H216V246H215ZM215 249H214V251L212 252H209V253H205V255H206V258L209 256V255H215L214 254V252H215ZM220 249V250H219ZM230 249V250H229ZM235 249V250H234ZM242 249V250H241ZM244 249V250H243ZM10 250V249H9ZM17 250V251H18ZM40 250V251H39ZM222 250V251H221ZM246 250H249V251H246ZM16 251V252H17ZM39 251V252H38ZM43 251V250H42ZM204 251V250H203ZM220 251L221 252H223V253H225L224 251H226V253H225V255L223 254V253H220ZM1 252V253H2ZM13 252V251H9V253H10V255L12 256H16V254H18V255H20L21 253L19 252ZM32 252L34 253V254H32ZM1 253H0V257H3V255H1ZM11 253H14V254H11ZM36 253V254H35ZM38 253H40V254H38ZM43 253L44 254H46L45 253V250L43 251ZM191 253V254H192ZM211 253H213V254H211ZM228 253V254H227ZM239 253V254H238ZM254 253H255V251H254ZM253 252L251 253V257H252V254H254ZM43 254V255H44ZM195 254H197V252L195 253ZM199 254H200V252L196 255V256H198V258L199 259H201L200 260V262L198 261V264H207L208 263V261L209 260H211V258H210V256H209V258H208V261L206 260L205 261V263H203V260H204V254L201 256V254H200V257H199ZM207 254H208V256H207ZM236 254H238V256L236 255ZM7 255H8V252H7ZM29 255V254H28ZM34 255H35V257H37V258H35L34 257ZM42 255V256H43ZM83 255H85V256H87L86 255V253L85 254H83ZM192 255V260H199L197 257H195V255L193 256ZM230 256L229 258H231V261H229L230 259H228V256ZM247 255V256H246ZM249 255V256H248ZM11 256H8L9 258H11ZM13 256H12V258H11V262L10 263H12V264H14L15 263V261L17 262L18 261V264L20 263H22V261H19L20 259H19V257H18V260L16 259H14L13 260ZM15 256H14V258H15ZM47 256H48V254H47ZM181 256H182V254H181ZM184 256H182V257H179V259H178V264H183L182 263V258L184 257ZM189 256V257H188ZM237 256V257H236ZM243 256V257H242ZM32 257H33V259H32ZM80 257H83V256H80ZM88 257V256H87ZM187 257V258H186ZM215 256H213V261L211 260L209 263L210 264H212L211 262H213V264H215L216 262L214 261V260H217V258H214ZM227 257V258H226ZM249 257V258H248ZM5 257H3V260H2V258H0V262L1 261H3V263L1 262L0 264H5L4 262L6 261V264H9L7 261L9 260L10 261V259H8V258H6V259H4ZM17 258V257H16ZM40 258V259H39ZM89 258V257H88ZM88 258H85V261H86V259L88 260V261H86V262H91L92 261V259H94V258H91V260H90V258L88 259ZM196 258V259H195ZM203 258V259H202ZM8 259V260H7ZM29 259V260H28ZM80 259L81 258H79V262H80ZM28 260V261H27ZM46 260V259H45ZM44 260V262H46ZM82 260H83V258H82ZM90 260V261H89ZM191 260V261H192ZM197 260H196V262H197ZM222 260V261H221ZM243 260V259H242ZM248 260V261H249ZM43 261V260H42ZM94 261H95V259H94ZM190 260L187 262L188 264H192L193 262H191ZM239 261V262H238ZM35 262V261H34ZM37 262V261H36ZM36 262L34 263V264H36ZM82 262H84V261H82ZM85 262V263H86ZM93 262V261H92ZM91 262V263H92ZM189 262H191V263H189ZM225 262V263H224ZM231 262V263H230ZM233 262V263H232ZM94 263V262H93ZM208 263V264H209ZM15 264H17V263H15ZM45 264V263H44ZM74 264H76V263H74ZM95 264V263H94ZM194 264H195V262H194Z\"/></svg>",
  "mask_w": 264,
  "mask_h": 264
}]
</instances>
